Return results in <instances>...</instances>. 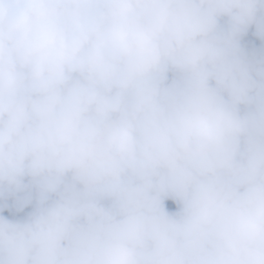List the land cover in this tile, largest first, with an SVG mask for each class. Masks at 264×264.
Instances as JSON below:
<instances>
[{
	"label": "clouds",
	"instance_id": "obj_1",
	"mask_svg": "<svg viewBox=\"0 0 264 264\" xmlns=\"http://www.w3.org/2000/svg\"><path fill=\"white\" fill-rule=\"evenodd\" d=\"M0 264H264V0H0Z\"/></svg>",
	"mask_w": 264,
	"mask_h": 264
}]
</instances>
